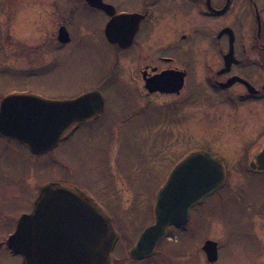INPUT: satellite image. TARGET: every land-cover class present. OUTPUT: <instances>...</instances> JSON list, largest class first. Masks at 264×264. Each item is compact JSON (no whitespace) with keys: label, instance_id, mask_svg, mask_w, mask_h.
Wrapping results in <instances>:
<instances>
[{"label":"rangeland","instance_id":"rangeland-1","mask_svg":"<svg viewBox=\"0 0 264 264\" xmlns=\"http://www.w3.org/2000/svg\"><path fill=\"white\" fill-rule=\"evenodd\" d=\"M78 1L56 0L58 10L53 11L65 19L72 41L59 46L46 38L49 59L30 74L6 62L5 29L0 22L2 94L31 91L47 100H69L98 85L105 99L100 119L76 127L48 153L33 155L14 140L3 153L0 142V241L14 233L16 219L32 211L40 188L59 181L86 193L111 217L119 237L112 253L115 264H208L198 252L206 239L218 242L220 264H230L235 252H241L243 259L242 251L250 247L248 219L254 209H264L261 174L247 177L237 189L228 183L206 198L191 211L187 230L178 234L180 241L171 246L163 242L151 261L128 260L129 250L153 223L156 194L175 163L188 152L219 153L199 134V125H180L178 111L172 113L171 106L144 107L125 77L131 68L118 63L117 50L104 37L106 19L81 5L72 12L70 5ZM254 1L264 24V0ZM236 16L238 23L245 13ZM19 26L15 31L22 30ZM198 99L194 95L187 110L196 107ZM248 204L254 205L250 213ZM0 264H22V258L3 248Z\"/></svg>","mask_w":264,"mask_h":264},{"label":"flooded vegetation","instance_id":"flooded-vegetation-1","mask_svg":"<svg viewBox=\"0 0 264 264\" xmlns=\"http://www.w3.org/2000/svg\"><path fill=\"white\" fill-rule=\"evenodd\" d=\"M48 1L45 4V0H0V22L5 29L6 62L25 69L27 74L48 61L49 45L45 44L46 38L50 36L59 46L72 41L71 33L64 24L65 19L61 20L54 12L58 10L56 0ZM78 2L80 3L70 5L72 12L77 11L81 5L100 13L106 19L104 37L117 50L118 63L131 68L128 76H124L130 78L141 102L145 104L144 107L163 103L171 106L172 113L178 111L180 125H199V134L205 135V140L211 142L212 147L219 153L213 155L208 151H196L208 152L220 160L224 172L223 185L206 198L226 187L228 183L231 188L237 189L244 184L247 177L264 175V170L253 167L257 156L264 149V24L254 0H248V3L245 0ZM237 13H245V17L238 23ZM115 18L118 22L115 39L118 42L112 43L106 31ZM17 24L22 29L19 32L15 31ZM61 29L69 34V42L61 43L58 40ZM92 91L101 93L97 85L82 94ZM11 95L33 94L31 91L8 94L0 91V110L3 101ZM194 95L199 98L195 102L197 105L187 110ZM104 113L105 99L102 114L76 125L67 134L80 125L97 121ZM0 137L3 153H7L13 139L1 132ZM28 150L30 151L29 148ZM192 153L195 152L186 153L175 163L167 180L173 170ZM228 178L230 179L227 182ZM54 183L78 189L65 182ZM204 200L190 209L187 222L183 226L167 228L164 239L153 255L138 261H151L163 242L167 246L177 244L180 241L178 234L184 233L190 223L191 211ZM250 206L254 205H246L249 213L252 210L249 209ZM252 214L248 219V223L252 224L250 247L242 251L243 259L240 258L241 252H235L230 264H264V209H254ZM12 234L13 232L9 233L0 241V250L6 248L11 252L6 242ZM206 241L215 243L217 249L216 261H207L208 264H220V250L215 239H206L199 246L198 252L202 254V261L206 257L203 250ZM127 258L138 262L130 259L129 252ZM112 264H115L113 259Z\"/></svg>","mask_w":264,"mask_h":264},{"label":"water","instance_id":"water-1","mask_svg":"<svg viewBox=\"0 0 264 264\" xmlns=\"http://www.w3.org/2000/svg\"><path fill=\"white\" fill-rule=\"evenodd\" d=\"M117 26L115 18L107 27L112 43L118 42ZM58 40L69 42L65 29L59 31ZM103 112L104 99L98 91L69 100L11 95L2 103L0 132L26 145L33 154L42 155L54 150L73 127ZM253 167L264 170V149ZM223 182L220 160L208 152L187 156L157 193L154 223L130 249V259L138 261L153 255L167 228L183 226L190 209ZM118 238L111 217L90 196L49 183L40 188L32 211L17 219L6 243L13 254L22 258V264H112ZM203 250L209 263L216 261L215 243L206 241Z\"/></svg>","mask_w":264,"mask_h":264}]
</instances>
